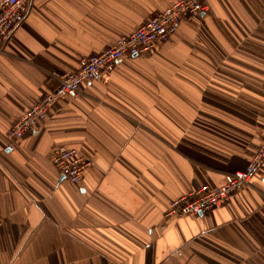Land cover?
I'll use <instances>...</instances> for the list:
<instances>
[{
	"label": "crops",
	"instance_id": "1",
	"mask_svg": "<svg viewBox=\"0 0 264 264\" xmlns=\"http://www.w3.org/2000/svg\"><path fill=\"white\" fill-rule=\"evenodd\" d=\"M28 1L0 38V264H264V162L226 206L165 214L195 184L243 169L260 143L264 0H207L11 147L27 107L175 0ZM56 146L90 158L81 182L51 163Z\"/></svg>",
	"mask_w": 264,
	"mask_h": 264
},
{
	"label": "built area",
	"instance_id": "2",
	"mask_svg": "<svg viewBox=\"0 0 264 264\" xmlns=\"http://www.w3.org/2000/svg\"><path fill=\"white\" fill-rule=\"evenodd\" d=\"M29 10L28 0H0V38H8L23 22ZM209 11L207 0H175L161 12L145 20L131 32L117 37L112 44L97 54L83 57L74 72L62 76L58 83L38 102L27 107L8 130L9 146L35 129L60 99L75 97L84 82L112 72L127 56H138L151 51L173 34L182 21ZM51 163L70 182L79 183L90 159L76 148L56 146L50 152ZM264 162V133L251 159L243 169L224 175L221 184L206 181L195 184L172 199L166 216L196 217L228 204L238 189L252 184ZM1 221V217H0Z\"/></svg>",
	"mask_w": 264,
	"mask_h": 264
},
{
	"label": "rangeland",
	"instance_id": "3",
	"mask_svg": "<svg viewBox=\"0 0 264 264\" xmlns=\"http://www.w3.org/2000/svg\"><path fill=\"white\" fill-rule=\"evenodd\" d=\"M118 37H119V36H118ZM68 147H69V146H68ZM71 148H74V147H71ZM76 149H77V148H76ZM77 150H79V149H77ZM79 151H80V150H79ZM87 157H88V156H87ZM88 158H89V157H88ZM89 159H90V158H89ZM90 161H91V160H90ZM88 167H89V166H88ZM88 167H87V168H88ZM87 168H86V169H87Z\"/></svg>",
	"mask_w": 264,
	"mask_h": 264
}]
</instances>
